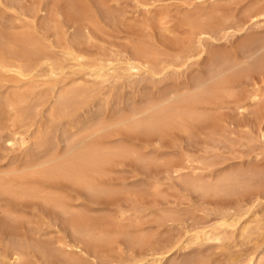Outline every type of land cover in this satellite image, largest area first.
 <instances>
[{
	"label": "bare ground",
	"instance_id": "1",
	"mask_svg": "<svg viewBox=\"0 0 264 264\" xmlns=\"http://www.w3.org/2000/svg\"><path fill=\"white\" fill-rule=\"evenodd\" d=\"M106 1L0 0V264H264V34L248 33L264 0ZM90 108L100 117L79 122ZM121 133L200 139L201 155L179 145V163H156L106 144ZM113 158L151 182L105 187Z\"/></svg>",
	"mask_w": 264,
	"mask_h": 264
},
{
	"label": "rangeland",
	"instance_id": "2",
	"mask_svg": "<svg viewBox=\"0 0 264 264\" xmlns=\"http://www.w3.org/2000/svg\"><path fill=\"white\" fill-rule=\"evenodd\" d=\"M99 1H101V0H99ZM102 1L107 2L106 0H102ZM160 1H161V3L159 5L165 6V7H170L171 9L174 10L177 7H179L182 3H185V2H187L189 0H160ZM248 1H249V5H250V4H252V1H255L253 3H256L257 0H245L246 3L243 2V5H242L243 7L241 6V9L248 5V3H247ZM250 1H251V3H250ZM258 1H260V0H258ZM258 1H257V3H258ZM118 2H119V4H121L122 7H126L128 10H129V7L132 6V3L130 2V0H118ZM110 3H111L110 5L114 4V2L113 3L110 2ZM259 3H260V5H263L262 2H259ZM258 21H259L258 25L260 27L257 26V25H256L257 27L252 25L254 27L249 29V31H250V32L248 31L249 34H259V33L264 34V27H263V29L261 27V26H264V24H263L264 23V17L263 18H259ZM260 22H261V24H260ZM254 28L255 29H257V28L259 29L260 28V30H256L255 32H253L255 30ZM261 29H262V32H261ZM238 37H239L240 40H242V38H243V36L242 37L237 36V37H234V39L232 38L233 40L232 41L230 40L227 44H225L223 42V40L218 41V44H220L221 46H227L228 48H230V47L233 46L232 43L238 44V42H240ZM222 44H224V45H222ZM234 46H236V45H234ZM189 73L192 74L191 71ZM166 81L167 82H163V84L161 83L160 86L158 87L157 90H159L160 93L166 91L167 88L170 87L171 84L173 83L172 81H168V80H166ZM142 85L143 86H141V87H142V92L143 93H149V90L152 89L149 84L143 83ZM260 85L263 86V84H260ZM155 92H158V91H156V89H152L151 90V93L157 94ZM263 93H264V90H263ZM129 95H131V93L130 92H126V95L124 97H128ZM37 96H38V94H37ZM263 105L264 104L260 105V108L258 107L259 108L258 112L260 114V117L263 118L261 120L262 125H264V107L262 108ZM121 107H122V105L110 104L107 108H103V112L101 113L102 114L101 115L102 118L103 119L105 118V120L106 119L110 120V118L112 119V115H114L115 112H116L115 110L117 108H121ZM95 111H96L95 108L94 109L90 108V110L88 112L83 113V114L81 113L79 118H78V121L79 122H83L84 121V123H85L87 121H90L93 117H95V118L100 117L98 115L99 113H95ZM113 112H114V114H113ZM259 114H258V116H259ZM86 117H88V118H86ZM37 119L39 120V125H40L39 127L45 128L47 126V118H46V113L45 112H43L40 115H38ZM246 120L247 121L250 120V122H248V123L251 124L254 127L257 125V123L255 122V119L251 115L250 116L247 115ZM75 123L76 122H74V124ZM66 125L67 126H71L73 124H71V125H70V123L69 124L68 123L65 124V122L63 121L62 123L57 124L53 128V130L57 134L59 131H61V129H65ZM66 129H69V127L66 128ZM241 133L242 132H240V134H239V132H238V134L236 133V137L234 136L235 140L236 139L237 140H241L239 138L242 137V136L244 137V134H241ZM58 135H60V134L58 133ZM177 137L178 136L168 137L166 140H164L163 143H161L159 145L153 139L152 140H146L143 137H137V136H134V135L128 136V134L121 133V136H120V134H117V135H114L111 138H109L106 141V144L110 145V146H115V145L121 144V145L126 146L128 148H133V149L139 151V153L141 155H144V156L148 155L152 159H156V161H157L156 163H161L162 162V164H165V163L166 164H177V163H179L181 161V151L182 150L186 151L187 147H188L187 145H185L184 143L182 144L179 141V139L181 140L180 137H178V138ZM243 137H242V139H243ZM174 140H177L178 143H176ZM195 141L196 142L198 141V143H200V139L199 140H195ZM198 143H194V144H197V145L192 146L191 147L192 149L190 148L191 150L188 147V150H190L189 152H191L193 155H201V151L199 150L200 146H198V145H201V143L200 144H198ZM55 144H56V142L50 143L49 147H51V148H49L46 151L45 154H47V155L49 154L50 155V153L51 154L58 153L60 151V148L62 147L61 145H63V144H60V146H55ZM173 144L175 145V147H174ZM172 145H173V147H172ZM176 145H177V147H176ZM179 145L182 146V148H183L182 150H181V148H178ZM195 146H197V147H195ZM193 149H194V151H193ZM218 152L221 153V155L223 154L222 156H224L225 154H226L225 156L228 155V150H226V149H220ZM255 152L258 153L259 150L257 149ZM255 152H253L251 156H253L255 154ZM262 152L264 153V151H262ZM262 162H263V165H264V160ZM162 164H158V165L155 164L157 166L156 167L154 165L155 168H154V166H151L150 167V171L153 170L152 172L154 174L162 172L163 167H164V165H162ZM143 169L144 168L141 165L137 164L135 161H133L131 159H117V158H113L111 160L110 164H108V165H106L104 167V171H105L107 176L102 178L100 183H102V185H104L107 188H111L112 187L113 189L121 188V187H123V185L127 186V187H132V186H136V185L137 186H142L143 184L145 185V184H148L149 182H151L150 181L151 178H148L145 175V172H144L145 169L144 170ZM156 171H157V173H156ZM51 186H53V185H51ZM57 187L62 189V191L66 192L69 196H71V198L75 199V196H76V199H78L79 201H81V202L85 201L84 203H86V202L89 203L88 202L89 199H87L86 196H83L82 195L83 193H81L80 191H78V190L76 191L75 189L74 190L70 189V188L66 187V185H60V186H57ZM77 193H79V194H77ZM80 196H81V198H80ZM82 199H83V201H82ZM86 199H87V201H86ZM119 201H120V199L118 200V198H116V199L110 198V199H107V200L106 199H102L101 203H100L101 207L103 209L102 214L104 212H105V214L106 213L114 214L113 212H115V210L117 209L118 205L120 204ZM263 209H264V203H263ZM213 250L214 249L208 250L207 253H210ZM169 259H171V257ZM169 261L170 260H168L167 263Z\"/></svg>",
	"mask_w": 264,
	"mask_h": 264
}]
</instances>
